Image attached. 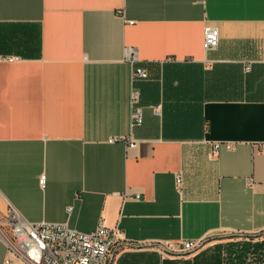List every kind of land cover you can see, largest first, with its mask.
<instances>
[{"label":"crops","instance_id":"crops-1","mask_svg":"<svg viewBox=\"0 0 264 264\" xmlns=\"http://www.w3.org/2000/svg\"><path fill=\"white\" fill-rule=\"evenodd\" d=\"M214 143L234 148L212 157ZM10 206L33 224L118 227L117 264H225L222 244L131 246L264 232V0H0V215ZM8 260L29 264L0 236Z\"/></svg>","mask_w":264,"mask_h":264},{"label":"built area","instance_id":"built-area-1","mask_svg":"<svg viewBox=\"0 0 264 264\" xmlns=\"http://www.w3.org/2000/svg\"><path fill=\"white\" fill-rule=\"evenodd\" d=\"M219 41L218 28L207 25L204 31V49H216ZM128 60L132 65H135L137 61L136 51L133 48L128 49ZM134 75L137 78H148V73L144 68H136ZM138 102L139 92L135 91L132 94L134 105L132 121L134 124H142L143 122V112L142 108L137 105ZM114 141L127 142L130 147L137 146V141L132 136L129 138H113L111 142ZM222 146L227 149L234 148L233 144L214 143L211 156H217ZM45 180L46 178L43 176L41 178L42 185L45 184ZM176 183L178 190L181 191V175H178ZM0 236L5 240L12 255L29 264H117L120 253L126 249L127 245L118 227L110 228L101 222L92 232L84 233L72 230L64 224H33L26 221L12 206L5 215H0ZM245 237L247 238L241 242H231L238 244L239 248H242L244 243L248 244V249L243 257V264H264L263 251L255 250L254 247L264 237L255 238L254 236L251 239L248 238L249 236ZM207 239L161 242L157 244L159 245L158 252L162 255V258L185 257L200 251L203 242ZM226 251L225 264H230L227 261ZM6 264L11 263L8 260Z\"/></svg>","mask_w":264,"mask_h":264},{"label":"rangeland","instance_id":"rangeland-1","mask_svg":"<svg viewBox=\"0 0 264 264\" xmlns=\"http://www.w3.org/2000/svg\"><path fill=\"white\" fill-rule=\"evenodd\" d=\"M245 236H249L248 237L249 239H251L254 236H255V238H262V237H264V232H260L257 234H251V235L220 232V233H217V234L210 236L206 241H204L202 249L207 247V246L214 245V244H222L223 246H226L228 243H231V242H241V241L245 240V238H247ZM131 248H134V249L148 248L152 252H155L156 254H158L159 256L162 257V255L158 252L159 245L131 246ZM198 252H196V253H198ZM196 253L189 254V255H187V257L193 256ZM177 258H180V257H177Z\"/></svg>","mask_w":264,"mask_h":264},{"label":"trees","instance_id":"trees-1","mask_svg":"<svg viewBox=\"0 0 264 264\" xmlns=\"http://www.w3.org/2000/svg\"><path fill=\"white\" fill-rule=\"evenodd\" d=\"M227 249V257L228 263L230 264H243V257L245 255V251L248 249V244L244 243L242 248L238 247V244L229 243ZM255 250H262L264 253V241L258 242L254 245Z\"/></svg>","mask_w":264,"mask_h":264}]
</instances>
